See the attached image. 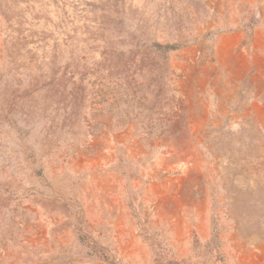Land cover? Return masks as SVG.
I'll return each instance as SVG.
<instances>
[{"label":"rangeland","instance_id":"1","mask_svg":"<svg viewBox=\"0 0 264 264\" xmlns=\"http://www.w3.org/2000/svg\"><path fill=\"white\" fill-rule=\"evenodd\" d=\"M264 264V0H0V264Z\"/></svg>","mask_w":264,"mask_h":264},{"label":"trees","instance_id":"2","mask_svg":"<svg viewBox=\"0 0 264 264\" xmlns=\"http://www.w3.org/2000/svg\"><path fill=\"white\" fill-rule=\"evenodd\" d=\"M171 263L178 264V262L175 259H173Z\"/></svg>","mask_w":264,"mask_h":264}]
</instances>
